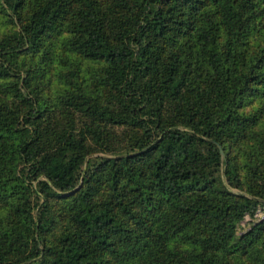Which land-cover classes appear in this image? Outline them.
Masks as SVG:
<instances>
[{
    "label": "trees",
    "instance_id": "1",
    "mask_svg": "<svg viewBox=\"0 0 264 264\" xmlns=\"http://www.w3.org/2000/svg\"><path fill=\"white\" fill-rule=\"evenodd\" d=\"M0 15V264H264V0Z\"/></svg>",
    "mask_w": 264,
    "mask_h": 264
},
{
    "label": "rangeland",
    "instance_id": "2",
    "mask_svg": "<svg viewBox=\"0 0 264 264\" xmlns=\"http://www.w3.org/2000/svg\"><path fill=\"white\" fill-rule=\"evenodd\" d=\"M4 19L5 18L2 15H0V35L4 34V32H7L8 29L9 30L11 29V28H9L11 26H5V24L3 23ZM261 217L262 218L264 217V207L259 210L257 219L261 218ZM246 221L248 222V221H251V220L248 218Z\"/></svg>",
    "mask_w": 264,
    "mask_h": 264
},
{
    "label": "water",
    "instance_id": "3",
    "mask_svg": "<svg viewBox=\"0 0 264 264\" xmlns=\"http://www.w3.org/2000/svg\"><path fill=\"white\" fill-rule=\"evenodd\" d=\"M221 154H222V155H224V153H223V151H222V150H221ZM73 192H75V191H73ZM73 192H72V193H73Z\"/></svg>",
    "mask_w": 264,
    "mask_h": 264
}]
</instances>
